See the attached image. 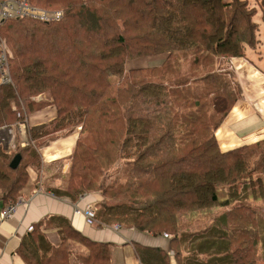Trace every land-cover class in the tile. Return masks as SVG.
<instances>
[{
  "label": "trees",
  "instance_id": "trees-1",
  "mask_svg": "<svg viewBox=\"0 0 264 264\" xmlns=\"http://www.w3.org/2000/svg\"><path fill=\"white\" fill-rule=\"evenodd\" d=\"M28 1L46 9L55 4L65 14L54 22L10 19L0 27L12 52L14 81L0 87V127L17 128V121L48 106L56 116L28 125L26 146L19 134L15 148L0 143L3 199L14 204L33 190L27 168L40 170L44 139L79 128L69 187L53 191L76 201L101 190L93 218L100 226L118 222L169 235L168 249L133 244L141 264L264 261V213L254 210L264 199V139L223 151L215 137L241 96L221 60L257 48L255 16L260 10L264 22V0L255 6L247 0ZM156 55H166L160 68H126L132 59ZM18 154L19 165L12 168ZM118 161L123 177L109 185L100 181ZM212 208L218 212L199 213L197 222L186 219ZM55 221L62 227L61 244L54 246L34 228L19 250L27 264L57 263L70 237L86 252L83 264H107V246L82 237L62 218Z\"/></svg>",
  "mask_w": 264,
  "mask_h": 264
},
{
  "label": "crops",
  "instance_id": "crops-1",
  "mask_svg": "<svg viewBox=\"0 0 264 264\" xmlns=\"http://www.w3.org/2000/svg\"><path fill=\"white\" fill-rule=\"evenodd\" d=\"M247 1L255 6L258 0ZM261 15L259 10L256 15L259 21L260 18L262 21ZM261 26L264 29L263 21ZM259 49L258 44L256 49L248 48L245 56L228 58L232 74L238 85L240 84L242 93L215 133L218 145L223 151L264 139V69L253 61L254 55L260 52ZM55 116L56 109L48 106L31 114L29 122L30 125L46 123ZM3 129L0 130L1 134H4ZM78 136L77 131L61 134L47 140L40 147V170L36 171L31 167L29 170L30 184L35 187L26 196L19 198L16 211L11 217H0V264H27L19 250L25 236L34 228L44 234L47 241L54 246L61 244L62 227L57 226L56 218L68 222L72 230L87 240L107 246V264H141L136 257L134 243L169 248V235H154L125 228L121 224L120 228H116L118 223L100 226L96 221L75 213L76 209H84L90 204L100 202L103 199L100 192L83 194L76 201L54 193V189H65ZM2 144L6 149H11L9 140ZM8 205L11 204L3 199L0 190V212ZM69 241L71 243L64 246L67 249L63 250V258L57 263L54 262L55 264H83L80 256H84L86 252L78 248L79 243L72 237ZM172 263L176 264L175 259H172Z\"/></svg>",
  "mask_w": 264,
  "mask_h": 264
},
{
  "label": "built area",
  "instance_id": "built-area-1",
  "mask_svg": "<svg viewBox=\"0 0 264 264\" xmlns=\"http://www.w3.org/2000/svg\"><path fill=\"white\" fill-rule=\"evenodd\" d=\"M34 18L42 22H54L64 17V12L61 9H46L41 7L33 6L28 0H2L0 1V27L4 22L15 18ZM12 56L9 45L7 44L6 38L0 34V87L5 84L12 82L10 73V58ZM38 99V97H36ZM17 117L22 118V112H17ZM30 117L28 115L22 120L17 121V128L12 126H4L3 128L7 132L9 140V148L16 147L17 134L20 135V144L26 146L30 143L28 138V125ZM18 130V132H17ZM33 143V142H32ZM18 203L8 205L0 212V217L6 219L11 217L17 207ZM96 212L95 204H90L84 209H76L75 213L84 215L85 217L93 220ZM116 228H120L119 224L115 225Z\"/></svg>",
  "mask_w": 264,
  "mask_h": 264
},
{
  "label": "rangeland",
  "instance_id": "rangeland-1",
  "mask_svg": "<svg viewBox=\"0 0 264 264\" xmlns=\"http://www.w3.org/2000/svg\"><path fill=\"white\" fill-rule=\"evenodd\" d=\"M53 6L54 7H56V8H54V9H61L63 12H64V10L62 9V8H60V7H58L57 5H55V4H53ZM48 9H51V8H48ZM64 14H65V12H64ZM32 19H34V18H32ZM34 20H36V19H34ZM255 21H259V17L257 16H255ZM258 23V27H259V30H258V39H259V50H260V52L259 53H257L256 55H254V57H255V59L253 60L254 61V63L258 66V67H260V68H263L264 69V29H263V27L261 26L262 25V21H261V18H260V21L259 22H257ZM12 53V52H11ZM165 58H166V55H156V56H143V57H141V58H135V59H132V60H130L129 62H128V64L126 65V68L127 69H135V68H146V69H151V68H160L161 66H163V62H164V60H165ZM221 70H224V71H227V72H230V75L235 79V77H234V75L232 74V70H231V67H230V61H228V59H222L221 60ZM175 63H176V61H175ZM187 62H181L180 64H181V66L183 65H185ZM173 69V68H172ZM175 69V68H174ZM223 71V72H224ZM10 73H11V67H10ZM138 76H146V74H145V72H141V73H139V75ZM11 77H12V74H11ZM233 79V80H234ZM13 83H14V81L12 80V82L10 83V84H12L13 85ZM239 86H240V84H239ZM232 87L235 89L236 87H235V85H232ZM229 88H230V86H229ZM240 88H241V86H240ZM241 93H242V91H241ZM40 98V96H38V99ZM38 99H36L34 96H32L31 97V100H36V101H38ZM23 102V101H22ZM21 102V109H24L25 111H26V103L25 102H23L22 103ZM14 107V106H13ZM18 111H20V110H18ZM18 111H16V116H17V112ZM182 112H190V110L189 109H184ZM31 114H29L28 116H30ZM203 115V118L205 119H207L208 118V113H204L203 114V112H202V114L200 115V116H202ZM215 119H216V115H215V118H214V122H215ZM180 120H182V119H180V117H177V119L175 118V122H174V124H175V128H176V130H178L179 129V127H177V125L179 124L178 122L180 121ZM198 122V121H197ZM3 128V126L2 127H0V130ZM4 130V129H3ZM79 128L76 130L77 131V133H79ZM3 133L4 134H1L0 133V143L2 144V143H4V142H7L8 141V136H7V133H6V131L4 130L3 131ZM61 134H68L67 133V131H60L59 133H56V134H53L51 137H49L48 139H44L45 140V142H47V140H49V139H52V138H55V137H58V136H60ZM78 138H79V136H78ZM78 140V139H77ZM33 147H36V148H39V145L36 143ZM40 149V148H39ZM262 150V149H261ZM258 153V151H254V154H257ZM38 154H39V158L41 157V154H40V151H38ZM75 155V154H74ZM257 156H255V157H253L252 158V160L253 159H255ZM38 158V159H39ZM119 160V159H118ZM147 160H149V159H147ZM73 162H74V159L72 160V164H73ZM122 163H123V161H118L117 163H116V165L117 166H119V168H116V165H115V167L114 168H111L110 169V171H109V173H108V170L107 171H103L102 172V176H100V181H103V180H107V184L109 185L110 183H112L114 180H116V179H121L122 177H123V175H121V174H123V171L125 170V168H123V165H122ZM72 164H71V169H72ZM31 168H27V171H28V174H29V170H30ZM71 169H70V173H69V175L66 177L67 179H66V185H65V189L64 190H66V189H68V187H69V183H70V177H71ZM25 170H26V168H25ZM35 170H38L37 168H35ZM97 173H99L100 172V170L98 169L97 171H96ZM103 178V179H102ZM99 183H101V182H99ZM239 184L240 183H237V186H239ZM222 189H223V187H221ZM227 186L223 189V190H221V191H219V195H220V197H222L223 198V196H225L226 195V190H227ZM98 192H100L101 193V195H102V197H103V194H102V191L101 190H99ZM96 193V192H95ZM84 194H87V193H84ZM200 199H201V202L202 203H204L203 205H201L202 207H206V206H208V198H207V195H206V193H205V195L204 196H202V192H201V194H200ZM205 200V202H203ZM263 202V203H262ZM252 204V203H251ZM256 204H258V206H255L254 205V210L255 211H258L259 210V212L260 213H264V199L262 198V199H259L257 202H256ZM208 211V213L211 211V212H213V213H216V212H218V210L216 209V208H212L211 210H204V211H198V212H196V215L195 216H191V218H188V217H186V219H187V221H198V214L200 213V216L202 215L203 216V214H204V212H207ZM94 220V219H93ZM116 223H118V222H116ZM115 223V224H116ZM258 248L257 249H259V247H260V245H258L257 246ZM258 252V251H257ZM257 264H264V261H262V260H260V261H258L257 262Z\"/></svg>",
  "mask_w": 264,
  "mask_h": 264
},
{
  "label": "water",
  "instance_id": "water-1",
  "mask_svg": "<svg viewBox=\"0 0 264 264\" xmlns=\"http://www.w3.org/2000/svg\"><path fill=\"white\" fill-rule=\"evenodd\" d=\"M20 160H21V155L20 154L16 155L11 162V167L16 168L19 165Z\"/></svg>",
  "mask_w": 264,
  "mask_h": 264
}]
</instances>
